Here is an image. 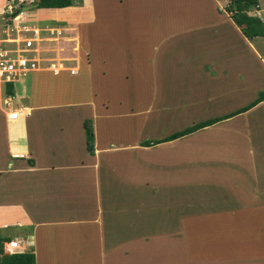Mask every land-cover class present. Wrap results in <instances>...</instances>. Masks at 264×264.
<instances>
[{"label":"crops","instance_id":"1","mask_svg":"<svg viewBox=\"0 0 264 264\" xmlns=\"http://www.w3.org/2000/svg\"><path fill=\"white\" fill-rule=\"evenodd\" d=\"M6 3L7 0H0V9ZM100 16L102 17L99 21L102 28L101 37L98 38L97 45H90L92 47L88 51L89 53L83 52L87 60L85 65L90 70L95 68L92 58L93 53L97 50V55L102 58V61L97 64V68H104L109 73L113 72L114 74L118 72L120 65L123 68V63L128 62L125 55L129 54V50L132 51L130 48L134 44L133 41L139 38L137 34L144 40L154 38V36H151V32L141 30L137 24H131V21L127 19H115L112 23L113 18L109 11ZM222 20H227L226 23L229 22L231 26H235L234 31L230 30L229 40L234 42L237 36L238 41L242 44L235 43L237 45L230 46L229 41H225L227 46H219L218 44L223 42L212 38V42L214 41L216 45L212 46L210 53H202L201 51L205 48L202 43L206 37L209 39L210 36L204 31L195 37V45L185 42L183 46L174 50L166 48L159 52L160 46L151 43V47L158 51L159 57L153 58L155 63L152 62V68L147 70L153 79L145 83L147 96L145 107L136 106L135 110L131 111L137 126L135 136L132 138L113 139L105 130L109 128L108 123L112 118L109 111L111 104L108 105V103L115 102L114 98L99 100L98 103L95 98L96 95L89 93L82 98H67L49 103H45L40 97L38 99V89L40 85H43L44 73L50 72L51 68L56 67V64L58 68L56 67V72L52 75L65 73V70L76 75L77 70L80 71L82 61L79 59L78 49H80V45L83 46V42L74 41L77 39L74 37H79L78 28L75 26L65 27V29L73 28L71 30L72 35L73 31L75 33L73 36L67 37L73 39L71 45L77 42L78 47L74 48L77 50V54L74 53L77 55L76 58L75 56H67V49L62 52L58 51L61 56L56 57L57 63H52V67H46L44 63L41 64L44 59L35 53L40 62L37 69L33 70V72H39L35 76L37 82L34 81L36 84L30 85L34 105L31 107L19 106L18 99L20 96H24L22 94L15 98V105L21 109H29V111L22 113L18 119L12 121L8 118L7 110L3 112L4 126L0 120V182H3L0 183V186L6 192L3 196L6 198L0 201V207L7 205L16 208L13 212L7 210L9 213L6 214L8 220L0 225L21 227L16 233H13L14 235L9 236L7 234L1 237L3 241H0V257L33 252L36 264H40L41 254L48 257L49 252L52 255L55 251L54 249L47 250L51 244V238H49L51 231L55 229L66 230L69 225L76 224L80 226L77 227L78 229L84 230V237L87 238L88 235H92V237L97 238L98 236V246L103 257L101 264H149L147 263L148 255L151 256V254L146 251L143 252L142 246H139L140 250L138 249L135 255L131 254L133 252L127 253L133 251L131 248L127 249L131 243L139 242L140 239V241L142 239L147 240L150 236L155 237L147 227L141 226L140 228L135 218L137 211L134 210L131 203L129 205L127 203L129 197L134 195L144 206H149L147 200L149 196H155L161 190L163 193L167 191L169 194L168 183L173 184L179 193L181 190H187L188 184L191 186L195 183L198 188L201 184L199 190L207 189L209 194L212 193V196L209 195L205 198L235 199L231 205H224L210 211L202 209L196 212L217 225H221L222 234H232L234 232L232 231L233 225L236 226V232L245 234L244 229L246 228H240V224L245 221H238L240 214L252 219H256V216L259 218V241L256 244L252 242L253 249L250 248L252 251L250 259L260 257L261 260H264V183L259 181L263 168L258 164V159L264 158V137H260L258 140L256 135L259 134L255 132L256 119H251V113L254 115L256 113L255 116L257 117L264 115V100L246 111L215 121L178 138L151 146L140 145L144 140L161 139L196 123L221 118L224 115L214 113L216 102L226 104L229 103L226 100L233 102L235 97L240 105L235 107L237 109L230 111L233 113L253 101L259 91H264V49L262 46L253 45L255 41L256 43L259 40L262 41L259 37L264 36L252 38L244 36L230 15ZM200 25L210 24L204 20ZM49 28L55 29V27ZM228 31H226L227 34ZM105 32H108L109 36ZM54 34L57 35L52 39L61 37L63 28H57ZM122 34L123 39L120 38ZM162 35L164 34L157 37ZM214 35L219 36L218 34ZM125 37H130L132 43H126ZM62 43L63 41H59L56 45H62ZM50 45H53L51 49L55 47L54 44ZM141 54L143 59L146 56L144 48ZM59 57L62 59H58ZM63 60H69V65H65ZM112 61L115 63L112 64ZM165 61L169 63V67L174 64L179 65L182 74H189V77L192 76L194 80L199 81L201 84L198 86V92L190 90L188 92L187 79L186 82L174 81L162 86L164 79L158 80L157 75L160 73L157 74V72H160L168 64L165 65ZM111 66H114V69L110 68ZM183 68L188 70H183ZM140 69L142 68L140 67ZM144 70L146 69H142L140 72ZM136 71L138 73V67L133 70V72ZM20 84L16 86V89L20 87V90L25 92V86ZM181 84H184V88H180ZM10 94L17 96L14 89L13 93ZM7 95H9L8 87L6 88L3 84L0 85V101L4 102L3 100ZM188 102L191 103L189 109L186 108ZM155 103L164 104L169 113L164 114L157 110L159 105H155ZM116 104L120 108L125 106L119 102ZM69 106L85 109L87 114L85 116L87 117L81 115L77 119H72V123L75 124V133L68 127L69 122L53 132L55 133L53 140L56 144L51 150V157L56 152L57 155H62L59 153V148L65 149L64 152L67 157L61 163L49 162L48 160H51L49 154L47 155L48 158H43L44 154L36 148V146L41 148L42 133L40 130L42 129L36 122H32L26 129L25 118L35 108L56 107L60 109ZM166 110L164 109L165 112ZM44 113L40 111L38 115H45ZM126 113L125 108H123L117 114L121 116L120 119L122 120ZM128 113L130 116V112ZM38 118L36 117L34 120ZM86 118H91L93 122V154L88 152L86 146V133L83 124ZM237 119L243 120L236 122ZM32 125L38 128V137L32 133ZM147 126L149 130L151 128L147 134L151 135H146L148 138H145L143 135L148 131ZM158 129L162 130L159 135L156 133ZM250 136L253 137L250 139ZM258 142H262V146L257 145ZM75 146L80 147L78 157L73 155ZM257 178L258 181L252 185ZM248 181L252 183L250 184ZM42 186L45 187V192H43ZM106 193L113 195L114 202L112 204L106 203L104 199ZM43 194L45 195L43 196ZM184 197L177 195L173 200L170 199L172 197L169 199L173 205L180 204ZM178 198L180 199L178 200ZM44 206L48 207L49 212L48 215L42 217ZM129 207L133 209L131 213L126 212ZM121 210L125 213L121 214ZM186 216L187 213L183 212L182 216L179 214L177 217L178 223H180L179 227H177V223L176 227L165 229L176 230L174 233L169 232V236L172 234H178L181 238L184 236L181 220L185 219ZM143 220L148 222L149 219ZM27 224L32 226V231H28V228L24 229V225ZM74 228L75 226H71L69 229ZM191 230H193L192 227ZM144 231L148 233L146 234ZM197 236L192 234V237L189 238L188 247L190 253H194L192 258H198L201 253L205 252L206 244L203 245L199 234ZM197 238L198 240L195 242ZM217 238L215 237L214 241L220 248L223 249V246L227 245V257H229L232 250L227 242L232 243V240L224 238L219 233H217ZM9 240L18 241L19 248L15 252L6 253L4 251V246ZM197 243L198 247L194 248ZM199 243L203 247H200ZM32 246L35 250L32 248L26 251L28 247ZM46 246L47 249L44 250ZM118 248H126L128 251L121 249L119 256H117ZM231 258H233V262L238 263L236 256L232 255ZM154 262L152 260V264ZM184 262L181 260L180 264H185Z\"/></svg>","mask_w":264,"mask_h":264},{"label":"rangeland","instance_id":"2","mask_svg":"<svg viewBox=\"0 0 264 264\" xmlns=\"http://www.w3.org/2000/svg\"><path fill=\"white\" fill-rule=\"evenodd\" d=\"M228 2L229 0H73V4L62 8L36 9L33 6L24 8L26 17L30 25L36 26L41 29H46L49 27L63 28V35L61 37L52 39V37H55L57 34H54L55 32L51 33L50 31H44L41 34V38L37 42L36 47H38L37 49H35V51L40 55L42 59H44L42 60L41 64L44 63L46 67H52V63L56 64V57L61 56L60 52L65 49H67V56H75L76 58L77 50H74V48L77 46L78 40L83 42V46L80 45L78 53L79 59H81L82 61H79L81 62L80 66L84 69L80 68V71L78 69L76 75L70 74L69 70H65V73H60L59 75H52L54 72H56V64V67L54 69L51 68L50 72L44 73L43 85H40L41 89L40 86L38 89V99L40 97L44 100L45 103H49L56 100H65L67 98L78 99L84 97V95H87L89 93L96 95L95 98L98 100V103L99 100L107 98H109L110 100V98H114L115 102L108 103V105L111 104L109 111L112 115V118L108 123L109 128H106L105 130L109 132V137L113 139L115 138L120 140L134 137L137 126L134 118L132 117L131 111H134L136 106L139 108L145 107L144 104L147 98L145 83L153 79V77L149 75L150 73H148L147 70L152 68V62L155 63V61H153V58L156 59L159 57L158 51H155L151 47V43H153V45L156 44L160 46L159 52L164 51L166 48H170L169 50H174L178 49L180 46H183L185 42L195 45V37H198V34L204 31L205 34L210 36L209 39H207V37H204L205 40L202 44L205 47V50L203 49L201 51L202 53H210L212 51V46L216 45L214 41L212 42L213 39H217V41L219 40L223 42L222 44H218L219 46H227L225 41H229L230 46L242 44L238 41L239 38L237 36L235 37L234 35H232V37H235L234 42H231L229 40L231 36L230 30L234 31L235 26H231L229 22L226 23L227 20H222L223 18L229 16V12L225 10V6ZM260 3L261 5L258 6V9L250 11L249 14L264 18V0H260ZM107 11L111 12L112 14V23H114L115 19H127L131 21V24H137L141 30L148 31L149 33L151 32V36H154V38L152 37L153 39L148 38L146 39V41L137 34V37L139 38L138 40L136 39V41H133L134 44L130 48L132 51L129 50V54L127 53V55H125L126 61L128 62H125L126 64L123 63V68H121L120 65L118 72L114 74L113 72L109 73L104 68H97V64L102 61V58L97 55V50L93 53L94 56L92 58V61L94 62L95 68L92 70H90V68L85 65L87 60L85 54H83V52L89 53L88 51H90L91 47L97 45L96 43L99 40L98 38L101 37L102 32V28L99 24V21L102 19L100 15ZM204 20L207 21L210 25H200V23L204 22ZM104 25H107V23H104ZM234 25L236 24L234 23ZM68 26H75L79 29L77 33L79 37H74L77 38L74 39V41H77L74 42V45H71V40L73 42V39H70L67 36H73L75 33L73 31L72 35L71 30L73 28L65 29V27ZM227 30H229L228 34L226 33ZM105 34L109 36L108 32H105ZM160 34L164 35L158 38L157 36H159ZM214 34H218L219 36H215ZM120 38L123 39V34ZM125 38L126 43H132L130 37ZM259 38H261L262 41L259 40V42L257 43L255 41V44L253 45L262 46V48L264 49V37ZM59 41H63L62 45H56ZM50 44H54L55 47L51 49L53 45ZM9 45L13 46V44L11 43ZM48 45L50 46L48 47ZM147 47L149 49H145ZM59 48L61 49L59 50ZM143 48L144 54H146V56L142 59L141 52ZM21 53L26 54L29 57L34 55V51L31 50H27V52ZM48 58H51L52 60ZM58 59L61 60L62 58L59 57ZM62 62L65 65H69V60H63ZM114 63L115 61H112V64ZM167 63L168 62L165 61V65ZM136 67H138V73L137 71L133 72ZM140 67L146 70L140 72L142 70L140 69ZM110 68L114 69V66H111ZM179 69V65L174 64L173 66L169 67L168 63L164 69H161L160 72H157V74L160 73L157 75V79H164V83H162V86H164L165 83L174 81L184 82L187 79L186 81L188 83V92L189 90L198 92V86L201 83L194 80L192 76L189 77V74H182ZM184 69L186 68H183V70ZM32 72L33 71L28 73L25 77H22L21 82H19L21 83L20 85L25 86V92H22L20 90V87L16 89V86L19 83H15L13 87L17 94L16 97L24 94V96H20L18 99L19 106L31 107L34 105L31 98L32 93L30 90V85L32 84L33 86L36 84L35 82H37V80L35 76H37L39 72ZM180 88H184V84H181ZM226 101L229 103L222 104L216 102V110L214 113H220L219 115H228L232 113L230 111L237 109L235 107L240 105L235 97L233 102H230L231 100ZM118 102L125 106H122V108H120L118 104H116ZM155 105H159L157 107V110H159L160 112L164 114L169 113L168 108H166L164 104L155 103ZM225 105L227 106L223 108ZM190 106L191 103L188 102L186 108L189 109ZM12 107H16L15 98L10 99V104H6L0 101V120L3 122V126V112H6ZM123 108H125V112L127 113L121 120V116L117 113L122 111ZM98 109L100 108L98 107ZM164 109H167L166 112L164 111ZM40 111L45 112V115L40 114L39 116L38 112ZM128 112H130V116H128ZM30 114L25 118L26 129H28L29 125L32 122H36L38 126L43 130H40L42 133L40 141L41 148H38V146H36L37 150L40 153L44 154L43 158H48L47 155L49 154V159H51L48 160L49 162L52 161L61 163L62 161H64L67 157L64 152L65 149L61 150V148H59V153L62 155H57L56 152L51 157V150L55 147L56 144L53 140L55 134L53 132L59 129L63 124H67L69 122L68 127L70 128V130H73V133H75V124L72 123V119H77L81 117V115H87L85 113V109L72 106L60 109H57L56 107L35 108L31 110ZM251 114V119H256L255 132L259 134L256 135L259 140L260 137H264L262 136L264 135V115H259L257 117L255 116L257 115L256 113L255 115L254 113ZM36 117L39 118L37 120H34V118ZM166 120L169 121V119ZM242 120L243 119H237L235 121L242 122ZM187 121H189V119H187ZM146 128H148V126ZM149 131H151V128L150 130L148 128V131L145 132L146 134H144L143 137L148 138L146 137V135H151L147 134ZM161 131L162 130L158 129L156 133L159 135L160 133H162ZM32 133L37 137L39 136L38 128H36L34 125H32ZM252 137L253 136H250V139ZM257 145L262 146V142H258ZM73 155H76L77 157L80 155V147L75 146V153ZM258 164L263 168L261 171L262 173L259 176L260 178H258L260 182L264 183V158L262 160L258 159ZM258 178L257 180H254L252 185H254V183L258 181ZM248 182H250V184L252 183L251 181ZM197 186L198 185H196L195 183L191 186L188 184L187 190H181V192L179 193L177 188H174L173 184L170 185L168 183V188H170L169 194L167 191L163 193L161 190L155 196H149L147 198V200L149 201V206H144V204H142L141 201H138L134 195L130 196L127 203L128 205L131 203L134 210L137 211L135 218L137 219L136 221L137 223H139L140 228L141 226L147 227L148 229H150L149 232L155 237L153 238L150 236V238L147 240L142 239V241H140V239L139 242L131 243V245L127 247V249L131 248L133 249V251L127 253L133 252L131 254L135 255L139 249V246H142L143 252L146 251L151 254V256L148 255L149 260L147 261V263L149 264H152V260L155 261L154 264H180L181 260L185 261V264H236L237 262L232 261V255L236 256V258L238 259L237 264H264V260H261L260 257L250 259V254L252 252L250 251V248L251 250L253 249L252 242L256 244L259 241V218L256 216V219H252L251 217H244L243 214H240L238 215V221H245L249 223L247 224L245 222H242L240 224V228H246L244 229L245 234H240L239 231L236 232V226L234 225L232 227V231L236 232L235 235H233L234 232L232 234H222L220 231L221 225H217L215 222H212L208 218L203 217L196 212L202 209L210 211L217 207L220 208L224 205H231L233 201H235V199L215 197L205 198L209 195L212 196V193L209 194V190L207 189L199 190L201 184H199V188ZM42 190L43 192H45L44 186H42ZM111 193H106L104 198L106 203L112 204L114 202V197ZM5 194V189L0 186V201L6 198L3 197ZM174 194L181 195V197L185 196L183 199H181L180 204L176 203L172 205L171 200L177 197V195ZM44 195L45 194H43V196ZM213 195L216 196L215 193H213ZM169 197H172L170 198L171 200L169 199ZM179 199L180 198H178V200ZM43 204L45 205L44 201ZM14 209L16 208L8 207L7 205H2V207H0V224L8 220V216H6V214H9L8 211L13 212ZM43 209L44 214L42 215V217H45L46 215H48L49 210L48 207L45 206L43 207ZM131 210L133 211V209L129 207L126 212L131 213ZM120 212L121 214L125 213V211L123 210H121ZM183 212L187 213L186 218H183L181 220V228L183 230L182 232L184 236L182 238L178 236V234H172L169 236V232L174 233V231L176 230L165 229L173 226L176 227L178 223L177 217L179 216V214H181L182 216ZM16 216L20 217L19 215ZM145 218L149 219L148 222L146 220H143ZM179 224L180 223H178L177 227H179ZM24 226V229L28 228V231H32V226L28 224ZM71 226H75V228L69 229ZM77 227L79 228L80 226L75 224L69 225L66 230H52L49 236V238H51L52 245L50 244L48 249L46 246L44 250L47 249L50 251L51 249H54L55 251L52 253V255H50L49 252L48 257L41 254L39 259L40 264H101L103 257L101 256L100 248L98 246V236L97 238H95L92 237V235H88L86 238L84 237V230L78 229ZM191 227L193 230H191ZM20 228L21 227L19 226L0 225V237L7 234L9 236H12L14 235L13 233H16L17 230H20ZM134 233H137V231H134ZM144 233L147 234L148 232L144 231ZM217 233L221 234L228 240H232V243L227 242L232 250L229 256L230 258L227 257V245H224L223 249L216 245L214 239L215 237L216 239H218ZM192 234H195V237H198L197 234H199L200 240L202 241L203 245L206 244L205 252L201 253L200 257L198 258H192L194 256V253L191 254L188 247L189 238L192 237ZM140 235L143 234L140 233ZM197 240L198 238L195 240V242ZM203 245L199 243L200 247H203ZM196 247H198V243L194 246V248ZM32 248L35 250L34 246H32L28 247L26 251H29ZM121 249L116 252L117 256H119ZM127 249L126 251H128ZM227 259L230 260L228 261Z\"/></svg>","mask_w":264,"mask_h":264},{"label":"built area","instance_id":"3","mask_svg":"<svg viewBox=\"0 0 264 264\" xmlns=\"http://www.w3.org/2000/svg\"><path fill=\"white\" fill-rule=\"evenodd\" d=\"M35 0H7V3L0 9V85L6 88L11 84L21 82V78L36 70L39 65V58L36 57L35 49L41 34L44 31L55 32L54 28L41 29L30 25L24 8L32 7ZM13 44L10 46L9 44ZM34 51L33 56H27L21 52ZM73 72V71H72ZM14 94H9L3 100L10 104ZM24 109L19 106L8 109V118L12 121L18 119ZM19 248L17 240H9L5 246L6 253L15 252Z\"/></svg>","mask_w":264,"mask_h":264},{"label":"trees","instance_id":"4","mask_svg":"<svg viewBox=\"0 0 264 264\" xmlns=\"http://www.w3.org/2000/svg\"><path fill=\"white\" fill-rule=\"evenodd\" d=\"M81 1V0H78ZM73 4V0H35L32 6L36 9L41 8H62ZM260 5V0H229L225 6V10L229 12L230 17L233 21L240 27L242 33L246 37H256L264 36V18H260L256 15L249 14L250 11L258 9ZM8 93H13V86L9 84ZM264 100V91H259L257 97L251 101L246 106L240 108L239 110L224 115L221 118H214L211 120H205L203 122L196 123L192 126H189L181 131H176L170 135L165 136L161 139L155 140H144L140 143L143 146H151L163 141L172 140L178 138L182 135L189 134L197 129H200L204 126L210 125L215 121L221 120L223 118L230 117L236 113L246 111L256 105L258 102ZM84 129L86 133V146L89 153H94V131H93V122L91 118H86L83 121ZM0 241L3 239L0 237ZM1 247V243H0ZM1 251V248H0ZM0 264H36L35 254L33 252L5 255L0 258Z\"/></svg>","mask_w":264,"mask_h":264},{"label":"bare ground","instance_id":"5","mask_svg":"<svg viewBox=\"0 0 264 264\" xmlns=\"http://www.w3.org/2000/svg\"><path fill=\"white\" fill-rule=\"evenodd\" d=\"M75 48H76V47H75ZM28 111H29V109H24L22 113H24V112H28Z\"/></svg>","mask_w":264,"mask_h":264},{"label":"clouds","instance_id":"6","mask_svg":"<svg viewBox=\"0 0 264 264\" xmlns=\"http://www.w3.org/2000/svg\"><path fill=\"white\" fill-rule=\"evenodd\" d=\"M57 28H55V30H56Z\"/></svg>","mask_w":264,"mask_h":264}]
</instances>
